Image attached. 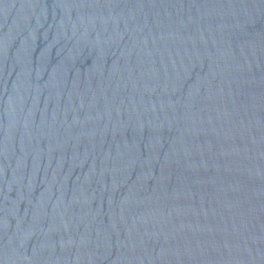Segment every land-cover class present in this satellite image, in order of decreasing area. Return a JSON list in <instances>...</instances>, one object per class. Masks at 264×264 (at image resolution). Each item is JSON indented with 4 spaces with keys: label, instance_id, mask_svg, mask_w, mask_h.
Instances as JSON below:
<instances>
[{
    "label": "water",
    "instance_id": "95a60500",
    "mask_svg": "<svg viewBox=\"0 0 264 264\" xmlns=\"http://www.w3.org/2000/svg\"><path fill=\"white\" fill-rule=\"evenodd\" d=\"M0 264H264V0H0Z\"/></svg>",
    "mask_w": 264,
    "mask_h": 264
}]
</instances>
